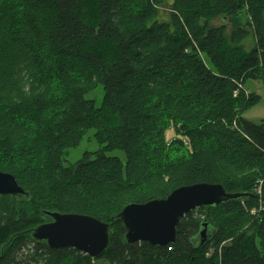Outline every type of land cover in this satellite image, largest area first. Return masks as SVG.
<instances>
[{
	"label": "trees",
	"instance_id": "obj_1",
	"mask_svg": "<svg viewBox=\"0 0 264 264\" xmlns=\"http://www.w3.org/2000/svg\"><path fill=\"white\" fill-rule=\"evenodd\" d=\"M170 2L180 13L160 18ZM244 11L251 51L234 20ZM223 14L230 32L208 22ZM248 79L264 83V0H0V171L31 194L0 195V264H264V211L251 222L241 203L264 202V122L243 116L260 99L241 91ZM98 86L100 106L86 98ZM91 129L101 150L66 165ZM174 146L190 156L174 159ZM198 182L247 196L187 213L166 246L125 242V204ZM44 209L109 222V247L50 249L32 236L50 221Z\"/></svg>",
	"mask_w": 264,
	"mask_h": 264
},
{
	"label": "water",
	"instance_id": "obj_2",
	"mask_svg": "<svg viewBox=\"0 0 264 264\" xmlns=\"http://www.w3.org/2000/svg\"><path fill=\"white\" fill-rule=\"evenodd\" d=\"M0 195L30 199L31 194L18 183L14 174L0 171ZM247 193L227 192L220 183L198 182L182 185L164 198L146 202H130L117 214L126 229L124 240L128 245L149 242L166 246L176 239L180 220L194 209L217 206L224 202L246 197ZM50 221L32 230L34 239L46 242L50 249L72 247L91 257L100 256L110 244V223L83 213L42 210ZM212 234L203 223L202 244L209 242Z\"/></svg>",
	"mask_w": 264,
	"mask_h": 264
},
{
	"label": "rangeland",
	"instance_id": "obj_3",
	"mask_svg": "<svg viewBox=\"0 0 264 264\" xmlns=\"http://www.w3.org/2000/svg\"><path fill=\"white\" fill-rule=\"evenodd\" d=\"M192 1L194 2L196 0H192ZM180 5H182V4L180 3ZM183 7H184V5H183ZM176 8L177 7L175 5H172V2H170L167 7H162L163 14H162V16H160V18H162V17L167 18V16H170L172 11L177 10ZM177 11H179V10H177ZM179 13H180V11H179ZM181 17H182V15H181ZM234 20L237 21L236 26H238V27L240 26L248 32L247 38L244 39L241 42V44L245 47V49L247 51H251L256 46V41H255V37H254V33H253V28L250 24L249 14L246 11H244L238 18H235ZM208 22H210V24L212 26L226 25L228 27V32H230L232 30V20L229 19V17L225 16L224 14L220 15V16L213 17L210 20H208ZM197 50H198L199 55L202 57V59H205L203 52L199 48H197ZM242 86L243 87L241 88V91L244 92L246 95L251 94V92H256L260 95V99L258 102L254 103L249 108L247 107V109L243 111V116H245L248 120L254 121L256 123L257 122H264V83L261 80L248 79L242 84ZM103 96H104V90H103L102 86L94 87L91 91H89L86 94V98L94 100L97 106H100L102 104ZM166 126L167 127H165V129H163V131H165V135H164L165 144H166V141L168 144L174 140L175 135H173V133L175 130L172 128L173 127L172 125L167 124ZM95 131H96V129L89 130L86 133V135L83 137V139L79 145L72 147L68 150L69 155H68V161L66 162V165L71 166V165L76 164L77 161L81 160L86 153L87 154L93 153V156H96V153L101 150L102 145L98 142L97 138L95 137ZM155 138H156V136H154V141H156ZM171 152H172L174 159H180L181 158L184 160L185 158H188V156H190V152H188V149L185 147H183L182 149H177V147L174 146V148H173V150H171ZM108 155H117V156L121 157L123 161L126 162V155H125L124 151H122V150L116 149V150L110 151V152H108ZM169 179H170V176L168 174H166L164 181L167 182ZM144 186L147 187L148 184L145 183ZM258 186H259V181H258ZM258 186H257V188H258ZM255 192H256V188H254V193ZM241 203H242V206L244 207L247 215L252 218L251 219V222H252L253 216H254L253 209L255 206L249 207V205L245 201H243ZM241 203H240V205H241ZM259 203H260V201H259ZM262 213H263V211H262ZM251 222H250V224H251ZM250 224L245 225L243 227V229H246ZM252 234H253V231L250 232V235H252ZM230 241H231V238L223 241L222 244H220V245L211 246V249L209 251V254H207V256H210L211 253H213V251L214 252L216 251L215 247H218V252H221L223 245L226 242L229 243ZM256 243L259 247H263L261 244L262 242H261L260 238L257 239ZM100 264H106V263L103 261Z\"/></svg>",
	"mask_w": 264,
	"mask_h": 264
},
{
	"label": "built area",
	"instance_id": "obj_4",
	"mask_svg": "<svg viewBox=\"0 0 264 264\" xmlns=\"http://www.w3.org/2000/svg\"><path fill=\"white\" fill-rule=\"evenodd\" d=\"M264 184V180L263 179H260L259 180V186L258 188L256 187V192L259 194V195H262V185ZM262 211H264V202L263 200H260V203L258 205V207H255L253 209V214L254 216H260ZM169 249H171V247H169Z\"/></svg>",
	"mask_w": 264,
	"mask_h": 264
}]
</instances>
